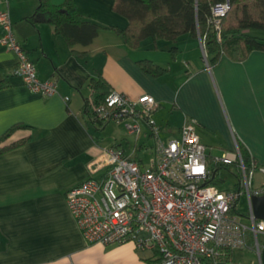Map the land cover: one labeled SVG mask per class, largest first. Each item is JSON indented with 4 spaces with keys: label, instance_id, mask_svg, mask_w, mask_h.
Here are the masks:
<instances>
[{
    "label": "crops",
    "instance_id": "crops-1",
    "mask_svg": "<svg viewBox=\"0 0 264 264\" xmlns=\"http://www.w3.org/2000/svg\"><path fill=\"white\" fill-rule=\"evenodd\" d=\"M49 1L57 5L64 0ZM73 2L82 20L119 29L128 26L129 20L115 10V0ZM39 3L0 0V8L9 9L13 35L34 63L38 79L52 81L56 88L51 96L30 91L12 73L13 52L0 45V134L14 124L30 126L12 136H30L26 143L0 153V264H142L147 258L129 242L86 243L65 203L66 191L90 177V162L110 148L102 147L93 131L107 123L98 127L81 114L83 97L91 94L89 78L99 74L111 89L131 97L153 96L157 107L151 117L167 135L177 137L182 123L190 119L196 130L213 134L223 144L221 157L235 153L242 143L258 166L253 184H264V50L240 61L224 56L214 66L192 52L176 66L178 45L172 53L169 41L151 38V47L161 53L148 51L144 38L132 48L108 28H100L88 45L70 47L43 16L31 18ZM185 35L189 45H200L199 37H181ZM142 59L166 71L146 74L137 65ZM136 145L130 153L118 147L132 157ZM251 260L258 264L255 256ZM260 262L264 264V247Z\"/></svg>",
    "mask_w": 264,
    "mask_h": 264
},
{
    "label": "built area",
    "instance_id": "built-area-1",
    "mask_svg": "<svg viewBox=\"0 0 264 264\" xmlns=\"http://www.w3.org/2000/svg\"><path fill=\"white\" fill-rule=\"evenodd\" d=\"M228 9V1L212 6L216 28ZM0 28V45L15 56L12 73L34 93L55 94L54 82L38 79L34 63L16 41L7 9H0ZM199 43L206 60L203 39ZM90 104L99 121L125 126L136 140L140 122L145 123L154 144L146 162L121 149L102 151L88 165L90 177L66 191L67 209L86 243L129 242L149 252L142 264H242L233 260L234 254L245 251L261 264L264 220L254 216L251 198L264 195V184H253L257 168L244 164L238 146L221 157L238 161V186L221 190L206 184L211 170L193 120L182 123L177 137L164 140L151 119L157 102L150 94L131 97L110 89L103 102ZM241 196L244 211L238 205Z\"/></svg>",
    "mask_w": 264,
    "mask_h": 264
},
{
    "label": "trees",
    "instance_id": "trees-1",
    "mask_svg": "<svg viewBox=\"0 0 264 264\" xmlns=\"http://www.w3.org/2000/svg\"><path fill=\"white\" fill-rule=\"evenodd\" d=\"M226 1L229 3V9L220 18L219 26L216 28L211 20V8ZM114 7L129 20L125 29L105 27L82 20L73 0H64L57 5L49 0H40L31 18L43 16L52 26L53 32L63 36L70 47L77 44L86 46L100 28H108L115 31L126 45L132 48L139 47L142 39L148 37L155 41L167 40L171 43L172 53L177 52V42L182 35L199 37L203 39L209 66H214L224 56L240 61L252 51L264 50V36L248 32L250 29L264 30V0H115ZM137 65L151 76H159L166 71L161 65L147 59L138 60ZM88 86L91 99L83 97L81 114L100 127L108 122L102 123L97 119L90 102L93 105L103 102L111 88L101 74L96 78H89ZM22 127L30 128L28 125L14 124L0 134V153L23 145L30 139V136L12 139L14 133ZM136 146L134 155L137 156L138 149L142 146ZM111 147L121 149L118 145ZM238 149L245 165L250 166L253 163L256 168L258 167L240 142ZM134 155L132 158H136ZM208 167L211 174L206 184L215 185L221 190L235 189L238 186L241 171L237 160L226 162L221 157L215 160L208 156ZM222 170L233 171L235 182L230 188L219 187L224 180L220 176Z\"/></svg>",
    "mask_w": 264,
    "mask_h": 264
},
{
    "label": "rangeland",
    "instance_id": "rangeland-1",
    "mask_svg": "<svg viewBox=\"0 0 264 264\" xmlns=\"http://www.w3.org/2000/svg\"><path fill=\"white\" fill-rule=\"evenodd\" d=\"M2 9H7L9 11L7 7H4ZM248 32L255 34V35H259V36H264V30L250 29ZM190 40H191L190 37L186 35L184 37H181L180 40H178L177 45L181 48V51L177 54V58L179 61L175 63L176 66L180 65V63L181 64L184 63L183 61L181 62L180 59L183 56H186L187 54L192 53V52H193L194 57H198L199 60H201V55H203L201 46L198 44L196 46L189 45V42H191ZM146 44L149 45L148 47H151L152 45L151 38L144 39L143 45H146ZM148 51H156V50L153 47H151L150 49H148ZM156 52L161 53V51H156ZM165 56L169 57V61L175 62L171 58V56L167 53V51L165 52ZM204 59L205 58H203V61ZM195 60L196 59L193 58L194 62ZM151 119L154 121L152 117ZM140 125H141V133L139 137L137 138V140H135V135L130 134L125 128V126L120 125L114 121L108 122L102 129L94 130L92 126L91 128L93 129L94 134L97 137V140L102 147L103 146L111 147L113 145H118V146H121V148H123L126 153H130L132 152L135 141H136L138 146L143 147L141 149H138L139 151L137 152L138 153L137 157L142 159L143 162H146L150 157L149 151H150V147L154 144V139L152 137H149V127L143 122H140ZM196 132L200 136L201 141L205 143L206 145V153L207 154L210 153V155L213 157L218 156L216 158H220L221 152L223 151V149L220 147H222L223 144H219L218 140L215 139L213 134L208 133L204 131L203 129H197ZM160 137L165 140L167 138H172L174 136L167 135V131L165 132L163 129H161ZM220 176L223 177L224 179L223 182L219 186L220 188H224V189L230 188L235 182V176L233 174V171L222 170L220 172ZM255 177L257 178L258 175H256ZM238 205H239L240 211L245 210L246 204H245V199L243 196H241ZM137 253L142 254L141 251ZM144 255L149 257V252H144ZM254 256L255 255L253 252L251 253L250 251L248 252L245 251L243 253H235L233 260L238 263L240 262L242 264H248L249 261L254 258Z\"/></svg>",
    "mask_w": 264,
    "mask_h": 264
},
{
    "label": "water",
    "instance_id": "water-1",
    "mask_svg": "<svg viewBox=\"0 0 264 264\" xmlns=\"http://www.w3.org/2000/svg\"><path fill=\"white\" fill-rule=\"evenodd\" d=\"M251 206L254 216L264 220V195L253 196L251 198Z\"/></svg>",
    "mask_w": 264,
    "mask_h": 264
},
{
    "label": "snow or ice",
    "instance_id": "snow-or-ice-1",
    "mask_svg": "<svg viewBox=\"0 0 264 264\" xmlns=\"http://www.w3.org/2000/svg\"><path fill=\"white\" fill-rule=\"evenodd\" d=\"M197 171H202V169H197Z\"/></svg>",
    "mask_w": 264,
    "mask_h": 264
}]
</instances>
